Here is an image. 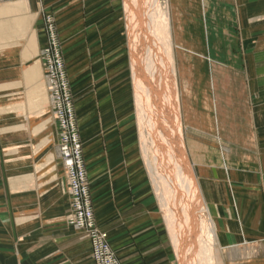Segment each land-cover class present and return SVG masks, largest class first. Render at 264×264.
<instances>
[{
	"label": "crops",
	"instance_id": "crops-1",
	"mask_svg": "<svg viewBox=\"0 0 264 264\" xmlns=\"http://www.w3.org/2000/svg\"><path fill=\"white\" fill-rule=\"evenodd\" d=\"M168 1L177 61L195 66L194 84L210 69L212 127L186 128L216 228L201 256L264 264V0ZM46 14L77 101L96 222L121 264L198 258L195 239L173 240L140 148L127 0H19L0 3V264H95L85 233L67 222L70 196L48 141L56 129L39 60Z\"/></svg>",
	"mask_w": 264,
	"mask_h": 264
},
{
	"label": "bare ground",
	"instance_id": "bare-ground-1",
	"mask_svg": "<svg viewBox=\"0 0 264 264\" xmlns=\"http://www.w3.org/2000/svg\"><path fill=\"white\" fill-rule=\"evenodd\" d=\"M202 1L204 2L205 0ZM168 2V0H127V6H129L131 13L129 17H132L130 38L134 49L132 52L133 61L135 60L133 73L135 84L138 88L136 94L137 113L141 122L139 126H142L141 141L144 158L151 168L157 192L163 202L161 206L166 210L163 209V212L170 225L173 238L176 240V245L180 246L185 237L195 239V247L199 251L198 258L195 256L192 261H183V263L216 264L217 262L219 263L218 260H215L217 259L216 253V256L214 255L216 258L214 257V259L206 257L208 261H203L204 257L201 256L204 250L207 255L210 247L207 244L213 243L214 230L216 228L213 230V227H215L213 225L215 224L212 225L203 193L200 191L199 180L193 168L195 162L193 161L194 164H192L190 159L195 149V143L190 138H186V127L184 126L186 122V126L191 124L199 127V123L203 122V120L205 121V119L203 118L204 115L199 116L196 113L192 106L193 99L188 95L190 86L188 88L187 86L191 85L190 74H194L190 70L194 65L190 64L191 68L187 69L188 65L184 68L176 59L175 47L172 41V21L170 17L172 14ZM135 25L139 30L137 41L135 39L136 34L133 31L135 29L133 27H136ZM44 29L46 33L45 18ZM55 29L57 31V28ZM43 47L40 49L39 58H41ZM41 64L44 68L43 62ZM173 70L179 71V78ZM188 70L189 73H185ZM45 83L56 129L55 141L58 157L61 160L62 167H64L59 146L62 131L58 125L59 115H57L53 105L47 76ZM179 86L182 88L181 91ZM210 98L206 97L204 102L206 103V99H208V106L211 108ZM73 106L82 158L84 160L83 144L77 123L74 98ZM84 168L85 176L87 177L85 160ZM64 175L67 180L66 172H64ZM68 191H70L69 186ZM68 194L71 207L72 197L70 192ZM82 232L85 233L84 231Z\"/></svg>",
	"mask_w": 264,
	"mask_h": 264
},
{
	"label": "built area",
	"instance_id": "built-area-1",
	"mask_svg": "<svg viewBox=\"0 0 264 264\" xmlns=\"http://www.w3.org/2000/svg\"><path fill=\"white\" fill-rule=\"evenodd\" d=\"M19 0H0V3ZM46 44L41 50L47 83L54 108L59 115L58 125L62 136L60 146L64 172L67 175L71 193V213L68 224L76 230L84 231L91 245L95 264H121L109 242L107 232L96 225L89 183L85 176L84 160L78 136L73 98L67 76L64 56L60 45L54 17H45Z\"/></svg>",
	"mask_w": 264,
	"mask_h": 264
},
{
	"label": "rangeland",
	"instance_id": "rangeland-1",
	"mask_svg": "<svg viewBox=\"0 0 264 264\" xmlns=\"http://www.w3.org/2000/svg\"><path fill=\"white\" fill-rule=\"evenodd\" d=\"M160 1H162V0H160ZM161 4H162V2H161ZM163 5V4H162ZM166 6V5H165ZM166 8V7H165ZM50 15H52V14H50ZM169 15H170V13H169ZM169 15H168V18H169ZM171 17V16H170ZM165 18H167V16H165ZM169 23V22H168ZM56 24V23H55ZM57 28V27H56ZM57 33H58V29H57ZM58 37H59V33H58ZM59 40H60V37H59ZM45 44H46V42H45ZM44 44V45H45ZM60 45H61V40H60ZM61 49H62V45H61ZM62 52H63V50H62ZM63 56H64V54H63ZM207 57V56H206ZM40 59V62L42 63V61H41V58H39ZM205 61L206 62H208L207 61V59H205ZM64 63H65V58H64ZM206 65V64H205ZM65 66H66V63H65ZM194 67L195 66H193L192 67V69L190 70V72L192 71V72H194V74L197 76V78H198V71L196 70V69H194ZM66 71H67V69H66ZM187 71V70H186ZM185 71V73H189V70H188V72H186ZM173 72H175L176 74H177V76H178V78H179V71H177V70H173ZM184 72V71H183ZM67 74H68V72H67ZM194 74L192 73V74H190V82H191V85H188L187 86V88L190 86V90H189V93H188V95L189 96H191L190 98H192L193 100V103H192V106H193V108L195 109V110H197V107L199 106V104H200V102L201 101H203L202 102V106L204 105V107L202 108V111H203V113L201 114V116L202 115H204V119H205V121L203 120V122H200L199 123V127H201L202 129H211V127H212V124H211V118H210V113H209V111H210V107L208 106V99H206V103L204 102V99L206 98V97H210V94H211V88L212 87H210V84H211V82H209L208 81V83L205 81V78H209L210 77V69L207 67V66H205V68L203 69V75H202V73H201V79L200 80H203V84H201L200 82H198L197 84H194V82H193V79H191L192 77L191 76H193V78H195L194 77ZM68 76V78H69V83L71 82V79H70V77H69V75H67ZM200 76V75H199ZM196 79V78H195ZM45 80H46V74H45ZM189 82V83H190ZM204 83L206 84H208V85H204ZM197 85H198V87H197ZM70 86H72V84L70 85ZM134 86H135V96H136V94H137V85L135 84V76H134ZM204 86V87H203ZM47 88V87H46ZM186 88V87H185ZM73 89V88H72ZM179 89H180V91H181V86H179ZM186 90V89H185ZM183 91V90H182ZM191 91V92H190ZM184 92V91H183ZM48 94V93H47ZM72 96H73V92H72ZM137 97V96H136ZM195 97H196V99H195ZM73 98H75V96H73ZM48 100H49V95H48ZM49 104H50V100H49ZM74 105H76V107H77V101H76V98H75V102H74ZM138 106V104H137V101H136V108H138L137 107ZM50 109H51V105H50ZM138 111V110H137ZM51 113H52V111H51ZM139 116V114L137 113V117ZM138 125H140L141 124V122H140V120H139V118H138ZM198 124V123H197ZM189 125H191V124H189ZM184 126L187 128V126H186V122H185V124H184ZM79 127V126H78ZM141 129H142V126L140 127L139 126V139H140V148H141V151H142V153H143V156H144V152H143V147H142V133H141ZM79 132H80V130H79ZM80 136H81V134H80ZM187 136V135H186ZM55 137L54 136H51V137H49L48 138V141H49V143L50 144H54L55 143ZM81 140H82V138H81ZM82 144H83V142H82ZM197 148H198V146L195 144V149H194V151H193V154L191 155V157H190V159H191V162H192V164H194L193 163V161L195 162V164L193 165V168L195 169V172H196V174H197V164L198 163H200V160H199V156H200V151L201 150H197ZM83 155H84V152H83ZM207 156L209 157V159L211 160V161H214V159H215V157L217 158V156L216 155H212V152H210V153H207ZM220 157V156H219ZM145 159V158H144ZM84 160H85V158H84ZM146 161V160H145ZM146 163H147V167H148V170H149V173H150V175H151V179H152V182H154L153 184H154V187H155V190H156V193H157V195H158V199H159V201H160V203H161V205L163 204V202H162V199H160V196H159V194H158V192H157V187H156V184H155V181H154V179H153V176H152V173H151V168H150V166L148 165V162L146 161ZM85 167H86V163H85ZM63 169V168H62ZM64 171V170H63ZM86 171H87V169H86ZM90 177V176H89ZM197 178H198V175H197ZM87 179H88V172H87ZM198 180H199V178H198ZM88 181H89V184H90V193H91V199H92V205H93V209H94V201H93V197H92V181H91V179H88ZM65 182H66V189H67V193H69V191H68V184H67V180H66V178H65ZM199 187H200V191L202 192V189H201V186H200V181H199ZM182 189V188H181ZM164 209V208H163ZM165 210V209H164ZM70 211H71V208H70ZM166 211V210H165ZM71 213V212H70ZM69 213V214H70ZM95 213V212H94ZM67 218V217H66ZM95 220H96V217H95ZM96 224H97V222H96ZM169 224V223H168ZM97 226H98V224H97ZM99 227V226H98ZM100 228V227H99ZM101 229V228H100ZM104 231V230H103ZM170 231H171V229H170ZM108 234V233H107ZM171 235H172V232H171ZM213 237H215V236H213ZM172 238H173V235H172ZM214 239V238H213ZM173 240H174V238H173ZM175 241V243H176V240H174ZM214 241V240H213ZM252 263V262H251ZM216 264H220V262L218 263H216ZM254 264V263H253Z\"/></svg>",
	"mask_w": 264,
	"mask_h": 264
}]
</instances>
